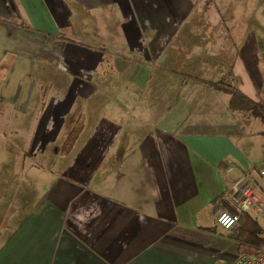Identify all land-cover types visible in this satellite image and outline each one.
I'll return each instance as SVG.
<instances>
[{"label":"crops","instance_id":"1","mask_svg":"<svg viewBox=\"0 0 264 264\" xmlns=\"http://www.w3.org/2000/svg\"><path fill=\"white\" fill-rule=\"evenodd\" d=\"M262 165L264 0H0V264L254 253Z\"/></svg>","mask_w":264,"mask_h":264},{"label":"built area","instance_id":"2","mask_svg":"<svg viewBox=\"0 0 264 264\" xmlns=\"http://www.w3.org/2000/svg\"><path fill=\"white\" fill-rule=\"evenodd\" d=\"M264 177V165L256 168ZM225 198L237 208L236 211L221 210L216 215V225L226 231H232L238 226L242 211H251L256 218L264 219V199L254 190L253 182L240 178L224 191ZM221 264H264V246L254 253H241Z\"/></svg>","mask_w":264,"mask_h":264},{"label":"trees","instance_id":"3","mask_svg":"<svg viewBox=\"0 0 264 264\" xmlns=\"http://www.w3.org/2000/svg\"><path fill=\"white\" fill-rule=\"evenodd\" d=\"M79 128L80 124L74 125V130L71 132L65 143H71L74 136L77 134L76 130ZM232 231V238L240 244L252 245L255 247L256 251L264 246L263 228L258 220L252 217L248 211L241 212L238 226Z\"/></svg>","mask_w":264,"mask_h":264},{"label":"rangeland","instance_id":"4","mask_svg":"<svg viewBox=\"0 0 264 264\" xmlns=\"http://www.w3.org/2000/svg\"><path fill=\"white\" fill-rule=\"evenodd\" d=\"M258 182L260 185L258 186L257 184L253 183L254 185V190L260 196L262 199H264V177L260 176L258 178ZM260 225L264 228V219L258 218Z\"/></svg>","mask_w":264,"mask_h":264}]
</instances>
